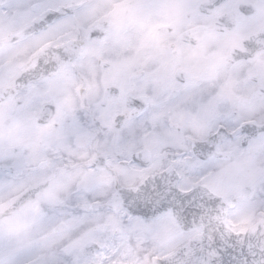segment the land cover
Instances as JSON below:
<instances>
[{
  "label": "snow or ice",
  "instance_id": "6c2138e0",
  "mask_svg": "<svg viewBox=\"0 0 264 264\" xmlns=\"http://www.w3.org/2000/svg\"><path fill=\"white\" fill-rule=\"evenodd\" d=\"M0 264H264V0H0Z\"/></svg>",
  "mask_w": 264,
  "mask_h": 264
}]
</instances>
